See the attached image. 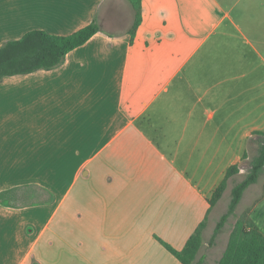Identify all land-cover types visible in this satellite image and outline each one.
<instances>
[{
	"label": "crops",
	"instance_id": "crops-1",
	"mask_svg": "<svg viewBox=\"0 0 264 264\" xmlns=\"http://www.w3.org/2000/svg\"><path fill=\"white\" fill-rule=\"evenodd\" d=\"M141 17L130 42L127 0H0V47L100 28L0 81V264H181L158 240L180 251L204 219L209 262L208 202L264 131V0H141ZM257 183L242 217L264 236Z\"/></svg>",
	"mask_w": 264,
	"mask_h": 264
},
{
	"label": "trees",
	"instance_id": "trees-1",
	"mask_svg": "<svg viewBox=\"0 0 264 264\" xmlns=\"http://www.w3.org/2000/svg\"><path fill=\"white\" fill-rule=\"evenodd\" d=\"M134 10V21L129 30L130 42L139 27L141 17V0H127ZM100 31L96 22L68 36L49 35L43 31L34 30L24 34L19 40L8 41L0 47V81L9 76L26 75L39 70H53L59 67L66 55L85 44ZM255 139L249 144L256 146L253 154H244L241 166L247 167L243 179L234 185L230 193L228 209L217 222L211 241L221 232L229 217L233 216L246 189L256 184L264 171V131L255 132ZM239 175V166L230 167L224 179L212 193L209 209L214 208L222 198L228 181ZM206 227V219L195 229L180 251L168 244L159 243L181 264H194L202 246V233ZM217 264H264V236L247 218L239 217L231 227L226 248Z\"/></svg>",
	"mask_w": 264,
	"mask_h": 264
},
{
	"label": "rangeland",
	"instance_id": "rangeland-1",
	"mask_svg": "<svg viewBox=\"0 0 264 264\" xmlns=\"http://www.w3.org/2000/svg\"><path fill=\"white\" fill-rule=\"evenodd\" d=\"M250 149H251L250 153H252V151L254 153L255 149H256V146L252 145V148H250ZM243 168H244V172L243 173L239 172L240 173L239 175H237L235 178L231 179L228 182L227 189H226L225 193L223 194V197L221 198V200L217 203V206L215 207V213L220 214L219 218H218V221H219L220 217L223 214H225L227 209H228V204H229V201H230L231 189L234 187V185H236L237 183H239L243 179V177L245 176V174L247 172V167L244 166ZM263 182H264V171L261 173V175L259 177V180H258V183H257L258 184L257 186H258L259 189L261 188ZM253 199L254 198H253V195H252V191H249V192H248V190L245 191L241 202L238 204V206L235 209V213L233 214V216L229 217L227 223L224 226L225 232L231 230V227L235 223L236 219L239 218V217H242L243 212L245 210L246 204L248 202L252 201ZM212 235H213V233H212ZM212 235H211V237H212ZM211 237L209 238V233L206 234V239H205V245L206 246H204L205 248L201 251V254L209 255V262L207 264H216L217 256L211 257L210 254L208 253V247L207 246H209L211 244V242H213V241H211Z\"/></svg>",
	"mask_w": 264,
	"mask_h": 264
},
{
	"label": "built area",
	"instance_id": "built-area-1",
	"mask_svg": "<svg viewBox=\"0 0 264 264\" xmlns=\"http://www.w3.org/2000/svg\"><path fill=\"white\" fill-rule=\"evenodd\" d=\"M239 172H240V173H243V172H244V168H243V167L240 168V169H239Z\"/></svg>",
	"mask_w": 264,
	"mask_h": 264
}]
</instances>
